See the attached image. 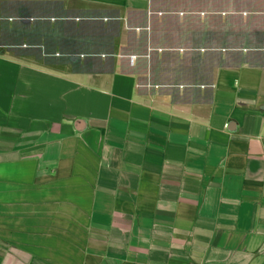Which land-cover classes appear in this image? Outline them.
<instances>
[{
    "label": "crops",
    "instance_id": "0c3cea01",
    "mask_svg": "<svg viewBox=\"0 0 264 264\" xmlns=\"http://www.w3.org/2000/svg\"><path fill=\"white\" fill-rule=\"evenodd\" d=\"M0 264H264V0H0Z\"/></svg>",
    "mask_w": 264,
    "mask_h": 264
},
{
    "label": "rangeland",
    "instance_id": "374dc122",
    "mask_svg": "<svg viewBox=\"0 0 264 264\" xmlns=\"http://www.w3.org/2000/svg\"><path fill=\"white\" fill-rule=\"evenodd\" d=\"M24 31H25L24 29L21 31H18L17 34H22V36H24V34H25ZM9 32H11V31L6 29L5 27H2L1 33H2V36L4 37L6 43L14 42V39H13L14 36H12V33H9ZM14 34H16V33H14Z\"/></svg>",
    "mask_w": 264,
    "mask_h": 264
}]
</instances>
